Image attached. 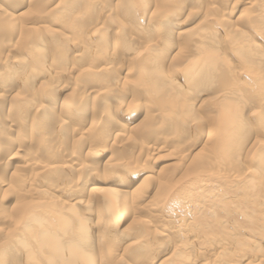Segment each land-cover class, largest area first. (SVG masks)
<instances>
[{
	"label": "bare ground",
	"instance_id": "6f19581e",
	"mask_svg": "<svg viewBox=\"0 0 264 264\" xmlns=\"http://www.w3.org/2000/svg\"><path fill=\"white\" fill-rule=\"evenodd\" d=\"M70 1L71 0H0V32L2 34H4L3 38L1 39L2 45H4V47H3L4 49H2V51L0 50V65L2 67L8 66L9 68L10 67L13 68V71L10 73V76L12 78L18 73L17 70L22 69V72H24L23 74H22V72L20 73V76H19L18 81H17L18 85L21 87L20 89H23V91H25L24 95L23 94L15 95V100L13 101L12 104L11 103L10 104H11V107L13 106L12 108L18 110V112L14 111V112L18 113V115H19V111L20 112L23 110H25L23 112L33 111L35 115L37 114L38 118L42 117L43 118L42 120L46 119V121H48V125L44 124L46 127L45 130L48 131L47 134L51 133L50 134L51 136L50 135H49L50 137L46 136L48 138V139H46L45 135H47V134L44 133L45 135L43 138H45V140H42V142L39 141L41 144L39 142L37 143V146L41 151H42V149L52 151L51 149H54V148L53 147L50 148L49 145H47V144H48V141L50 143L51 141H54V140H50L49 138H52V134H53V136L54 135L58 136L59 134L63 133V130L65 129L63 122H62L63 124H61L59 127L55 126L58 121L56 119H54V116L57 115L58 113L56 114L55 113L56 111L54 112V110H55L54 107H56V104L59 102V100L56 98L53 99L54 96H58L61 94L60 92L65 88V85L74 84L76 87H79L77 85V81H78V78H80L82 76L91 77V79L94 81V83L95 82L105 83V80L108 81V82L106 81L107 83H111V82L116 80L115 74L114 75L111 74L112 68L108 66L109 64H111L108 62H111L113 59L110 57L112 60H110V59L109 60H103V59L97 58L94 51H93V53H91V49L93 48V46L96 44H99L100 45V48H99L100 50L98 51L99 55H103V54L106 55V53L108 54L109 47H111V48L115 47V48H113L114 52L118 51L122 55L125 54L126 57H128V59L131 58V60H133V61L139 60V58L137 59L138 56L143 57V61L144 60L145 61L142 64H144V65H142V66H140V68H138L139 69L138 71H139L140 77H141L140 79L142 80L141 84H143V81H144L145 84L142 86L146 85L149 93H151L154 98H157V99L160 98L159 106H161L162 104H165V101H168L169 103H167V104L168 105L171 104L173 106L172 108L178 107V104H177L178 102L176 101L177 103L176 102L174 103V101L172 100L173 99L172 95L174 92L179 93L181 90H183L184 87H183L182 83L186 84L189 89L194 90L196 95L193 97L190 95H186V98L188 100L187 103L186 104L183 103L184 104L183 108H182V105L178 108V110H181V111L183 110V112H181V114H179L181 119H180V121H178L176 126L173 127V130L182 131V133L180 132L181 133L180 138L182 136H186L188 134L187 131L194 130V129H192V127L194 125L192 126L191 124H193L195 122L198 125V123H199V121H197L198 118L196 117V112L194 110V107H199V109L201 108V110L203 111L204 107H206L207 105H209V107H210V105H211V103H209L211 100H208L206 102L201 103L199 106H196V101L191 100V99L192 98L195 99L196 96L199 97V95L201 93L203 95V92L208 93L209 95L212 96V94H214V92H217V90L222 91V94L220 95L221 98H219L221 100L220 105H218L217 108L213 107L215 112L212 113L211 116H207L208 117L207 119H211V121L209 120L210 123L208 125H210V126H209V130L205 136V138H206L205 143L212 144L211 148H212V151L215 152L214 155L207 158V159L206 158L201 159V162H199L198 159L196 158L197 156H192V158H190L188 153L182 154L180 157V160L182 161V163L184 161L188 160L189 158L191 160H189L190 161L189 163L187 162L188 165L186 164L187 167H186L185 173H184V169H183V173L180 174L182 178L177 180L176 182H174V185L172 184L173 183L172 179H174V178H170V177L163 178L162 174L160 173V176L162 178L158 177L159 175L157 176V178L160 180L159 181L160 184L158 187L162 188V190H160L161 191L160 193H162V194L161 195L159 194V195L163 198V201L168 197V194L170 193L169 188L174 186L173 187V189H174L175 184H179V185L183 184L184 181L186 180V177H187V179H191V180H189V181H191L190 183H195V182H198L201 180L203 181L202 178L205 177L206 175H208L209 170L214 166L215 167L213 168V171L211 173L216 172L218 175H221V174H219V172H221L222 170H225V169H223V167H225V166H226V170H228V171L233 169V167H237V169H238V167L241 163V161H240L241 151L244 149V147L246 149V146H248L249 149L247 148L248 152L246 151L247 154L246 155L244 154V155L246 157H248V159L250 156L252 157V159L254 158L253 160L257 159L255 161H257L258 168H257V170H254V169L253 170L256 171V173L260 170V172H262L264 174V160H262V158L264 157V142L258 141V140H260L258 138H253V136L255 137L254 134L252 137H251V135L248 137V134L250 131H248V132L245 131L246 127H248V125L246 124V120L244 118H242L240 115V111H242L241 110L242 108L250 106L249 108H253V109H256V111H259L257 113L254 112L255 114H258V116H255V117H258L255 119L256 123H259L260 118H261V120L264 119L263 118L264 117V6H260L259 8H257V6H256L257 3H260L262 5H264V3H261V1H259V0H255L256 4L251 5V8L256 9L255 11H253V12H255V14L251 11L254 15L251 18L248 15V18H246L245 15H247V14L245 12H247V10L245 7L247 4H245V2L251 4L253 0H241L244 3L243 5H239L236 2H235L236 4H233V3L229 4L227 2V0H217V1L214 0L216 3L221 5V10L218 8L215 9L212 7L213 9H211L210 11L213 10L214 12H210L209 14H212L215 16L219 15L220 18L215 19V21L217 20L219 22L213 23V27L209 26L210 25V24H208L209 22L204 24V21H203L201 26L200 25H199V27L196 26L199 28L196 31L197 37L193 36L194 39H193V37L186 38L183 42L184 43L183 47H185L183 50V48H181V47L179 48L176 45H173V43H170V40H167L171 34H167V33L165 34L164 38L167 40V43L163 42L164 39H163V41L161 39H159L164 44L162 42H158V44L152 43L153 40H156V39H148V37H146L145 35L150 33V32H148V30H151V29H154V28H157L160 26H163V28L167 29L168 26H170L169 24L173 22V20H172L173 18H176V17L178 19L182 18L183 17V15H182L183 11L181 8L182 6L181 5L179 6V4H177V3H182L184 0H155V1L153 0L154 4L156 5V6H154V8L158 7V9L155 8L156 10L154 11L155 13H157L159 15L157 18L158 21L151 20L152 17L149 16L150 19L147 20L146 22H144V20H143L146 17L143 18V16L139 17V15H137V14H139V12L137 13V11H138L137 8H138L139 4L142 7H146V4L148 3L149 0H73V2L75 3V6H73V7L70 5V3L72 2V1L71 2ZM191 1L194 2V3L191 2L192 7H193V4H194V7L197 6L196 1H198V0H194V1L191 0ZM20 2H21V4H19ZM188 2H190V1H188ZM23 4H26L28 7L26 12H23L22 15L13 14V12H14L12 10L13 7L17 6L15 8V9H17V8H19V6H21ZM199 4H200V2L198 3V7H199ZM80 6H81V8H80ZM44 7H45L46 11L43 10ZM244 8H245V10H244ZM163 9H164V11L162 12ZM197 9H199V8H197ZM191 10L193 11V9H191ZM191 10H189V11H191ZM112 11H114V12L112 13ZM207 11H209V10L207 9ZM248 11H250V10H248ZM154 12L152 11V15H154L153 14ZM197 13H198V11H197ZM203 13H206V12H203ZM252 13H250V14H252ZM191 14H192V12H191ZM207 14H208V12L206 13V15ZM225 14H227V16L224 19V17L222 18V16H224ZM236 14H238L239 16L237 18L235 17V19H233V17L236 16ZM204 16L205 15H203V17ZM208 17H210V16H208ZM122 18L124 20H122ZM205 18H207V17H205ZM193 19H194V17L192 18V20ZM241 19L244 21V23L247 22L246 25H244V23L242 22L244 25L243 27L244 28L246 27V30H242L243 27H239V25H238V22L241 21ZM45 20L47 21L48 24H51V25H47ZM186 20H187V18H186ZM193 21H191V22H193ZM143 22L145 23L144 25H143ZM181 23H182V21H181ZM130 25L132 28H134L135 26L136 27L138 26L139 29H136V27H135V29H134L135 33H134V32H132V29H129L127 27ZM145 25H146V27H145ZM192 25H194V24H192ZM214 25H216V26H214ZM52 26H56L59 29L61 28V31L56 30V29H52L53 28ZM172 28H174V26ZM68 32H70L72 35H74L75 39L73 42L72 41L68 42V43H70V44H68V47L63 48L62 52H65V55H66V58H63L64 59L63 61H65V63L68 62L67 61V57H68L67 54L70 53L72 58L77 61L76 62V63H78L77 65H80V64L81 65H85V64L87 65L86 69H84L85 71L84 70L80 71V69H81L80 68L79 69V75H77V76L75 75V77L73 78L72 76H70L71 73H69V75H64V80H61V81H60V76H58L59 71L58 72L55 71V73H54L55 75H54V77H52V80H51L53 82L49 81L50 82V83L48 82L49 84H46L45 86L43 85L44 88L42 89V91L39 90L40 87H39V89H37V88L34 89L35 80L38 78L39 75H41L40 73H42V71L46 67L49 68V66H47V58H48L47 52H46V49H44L42 47V44H43L42 36L44 34H47V37H51L53 39V41H54L53 43H54L55 48L56 47L59 48L63 42H66V40H68V38H70L69 36L66 35V33H68ZM186 32H176L173 34H174L175 38H178V36H180V38H181V36H184L186 34ZM218 33H221L224 35L222 41H220L218 39ZM193 34H195V33H193ZM58 35L59 36L61 35L63 39L60 38L61 40H59ZM134 36H138V37L139 36L140 37L145 36L144 38H147V39H145V42H143L146 44L144 47L145 51L143 52V55L141 52H139L138 49H137L138 51H136V49H133V47H131L132 44H134V43L136 45H139L140 44L139 42H142V41H140L141 38L137 37L138 39H136V37L134 38ZM157 41H158V39H157ZM137 43H139V44H137ZM50 46H53V44L51 45V43H50ZM56 50H57V48H56ZM227 51L229 53H232L231 56L234 55L238 58L237 61H239L240 65L242 67V68H239L240 70H242V69L245 70V66L251 65V71H249L250 72L249 75L247 74V76L250 78L248 86L247 85L243 86L239 82L240 79L237 82L231 76V72H234L236 70V66L234 67L229 62H227V60H225L226 57H221V55H223V54L227 55ZM13 52L15 54L17 52H21L22 55L19 56V58L17 59L16 56L11 55V53H13ZM221 52H222V54H221ZM54 54L57 55L58 51L54 52ZM112 55H114V54H112ZM226 55H224V56H226ZM104 58H106V57H104ZM229 60H230V58H229ZM54 62H53V64H54ZM131 64H132V62H131ZM81 65H80V67H81ZM112 65H113V63H112ZM56 67H57V65H56ZM56 67L49 68L48 73L51 74L53 69H55V70L57 69ZM238 67H237V69H238ZM24 68H26L27 70H25ZM127 69L129 70L130 68H127ZM120 70L123 71L122 69H120ZM133 70H136V69H133ZM138 71H136V72H138ZM174 72H176V73L178 72L180 74V77H182L186 73H188V74L190 73V74L187 76V78H186L187 80L185 79L181 84L179 83L177 86H175V88H172V86H173L172 81L174 79L171 81V80H169V78L171 77L172 73H174ZM129 73H126V76ZM242 73L244 74V72H242ZM49 74H48V77H49ZM131 74H132V72H131ZM243 74H240V75H243ZM72 75H73V73H72ZM236 75H237V72H236ZM104 76H106V77H104ZM238 76H239V74H238ZM69 77H71V79L65 80ZM133 77H135V76H133ZM44 78H47V75H45ZM106 78H108V79H106ZM183 78H184V76H183ZM235 78H236V76H235ZM127 80H129V79H127ZM166 80H167V82H166ZM47 81H48V79H47ZM89 81H90V79H89ZM178 81L180 82V80H178ZM1 82L4 83L5 81L1 78L0 83ZM44 82H43V84H44ZM122 82H125L124 78H123ZM128 82H130L132 84L131 81H128ZM40 83H42V81ZM137 83H139L138 80H137ZM133 84L136 85V83H133ZM101 85L102 84H100L99 86H101ZM109 85L111 86V84H108V87H109ZM112 85H113V83H112ZM123 87H125V85ZM126 88H127V86L125 87V89ZM37 90H39V93L37 92ZM101 90H103V88ZM92 91H95V90H92ZM248 91H251L252 93L248 94ZM15 92H17V91H15ZM136 92H137V89H136ZM114 93H111V91H110V92H108L107 95L105 94V96L107 98H109L110 101H117ZM117 93H118V91H117ZM10 96H11V98L14 99V97H12V95H10ZM13 96H14V94H13ZM1 97H3V96H1ZM170 97L172 98L171 100L168 99ZM207 97L208 96H206V98ZM117 98H118V96H117ZM132 103H130V105ZM204 103L207 105L205 106ZM5 105H7V104H5L4 97L0 98V113H3L5 111V109H6V111L8 110V107L6 106L7 107L6 108ZM133 105L134 104H132V107H134ZM102 107H104V106H102ZM60 108H62V107H60ZM127 108L130 111L129 106ZM127 108L125 107V109H127ZM196 109H198V108H196ZM136 110H137V108H136ZM244 110H246V109H244ZM60 111H62V110L60 109ZM103 111L106 114L104 116V117H106L105 118L106 121L113 123L112 120H114L115 115L118 113V111H117V113H115V112L111 113L110 111H112V110H110V108H107ZM129 111L126 110L127 113ZM126 112H124V113H126ZM16 113H13V114H16ZM191 113H195V115L191 116ZM203 114H204V112H203ZM27 117L28 116H26L24 120H26ZM19 118H20V116H19ZM21 118H22V116H21ZM99 118H101V119H99ZM99 118H98V120H100V121L104 120V118L102 119V115H100ZM148 119H149V115H148ZM164 119L165 120L168 119V116H164ZM55 120L57 121L56 124L54 123ZM198 120H200V119H198ZM30 121H33V120H30ZM148 121L146 122V124L150 123ZM27 122H28V120H27ZM34 122H35L34 123V126H35L37 123L35 120H34ZM99 122H97V125H100V123H102L104 121H101L100 123ZM105 122H104V124H106ZM30 123H32V122H30ZM254 126H252V128ZM262 126H264V125H262ZM54 127H56L57 129H55ZM99 127H102V125H100ZM99 127H97L96 129H98ZM118 127L119 128L121 127V128H123V130H125L124 127H122L120 125ZM130 127H132V126H130ZM164 127H165V125H164ZM255 127H257V126H255ZM33 128L35 129L36 126ZM41 128H43V127H41ZM132 128H133V131L137 134L138 131L136 130V128L135 129H134V127H132ZM147 128H149L148 125H147V127L145 126V129H147ZM200 128L201 127H197V126L195 127V129H197V131L199 133H202L203 130ZM155 129H156V127H155ZM160 129H163V128H160ZM123 130H120V132H122ZM126 130H127V128H126ZM129 130H132V129L129 128ZM7 131H8V133L11 131L10 127L8 128ZM96 131L98 132V130H95V133H96ZM140 131H141V129H140ZM147 131L149 132L150 130L147 129ZM15 132H17V130ZM66 132L70 133V134H72L74 132L75 134L74 135L72 134V135L74 137H77V140H79V141H80V139L82 140L86 135H88L81 128H79V129L72 128L71 129L69 127L68 128L66 127ZM143 132H144V128H143ZM145 132H146V130H145ZM148 132H146V133L148 134ZM146 133H145V135L147 136ZM12 134L13 133H11V135ZM89 134H90V132H89ZM155 134H157V133L155 132ZM98 135L101 136L100 133L97 134V136ZM145 135H143V136L146 137ZM152 135H154V134H152ZM121 136H123V134ZM128 136H130V135L128 134L127 137ZM148 136H147V138H148ZM200 136H202V135H200ZM16 137L18 138V140H21V141L24 140L22 138V135H20V133H17ZM59 137H60V135H59ZM123 137H125V135ZM156 137H159V136H156ZM98 138H99V136H98ZM244 138H246V139H244ZM252 138H253V140H252ZM86 139H88V138H86ZM140 139L141 138L138 137V139H137L138 142L143 143ZM93 140H95V138ZM171 140L173 141V139H171ZM251 140H252V142H250ZM132 141L133 140H131V142ZM161 141H163V140H161ZM7 142H8V140L5 141L4 145H6ZM126 142H128V141L125 140V143ZM163 142H166V141H163ZM248 142H250V144H247ZM174 143H175V141H174ZM38 144H40V147ZM58 144H60V143H58ZM90 144H92V142H90ZM151 144H153V142ZM156 144H158V143H155V145H150V144L142 145L140 152H143V154H152V153L154 154L155 152H157L159 150L158 148L162 146V145L161 146L158 145L159 146L158 147ZM170 144L171 143H168L169 146H171ZM172 144H173V142H172ZM242 144L243 145L246 144V145L243 146ZM134 145L135 144L132 143V147H133L132 149H134V148L137 149L136 146H134ZM184 145H185V143H184ZM121 146H124L123 143H119L118 145L117 144L115 145V143H114V144L110 145L112 151L113 150L118 151ZM103 147H105V146H103ZM124 147L125 148H122V149L126 150L127 146L125 145ZM166 147H167V144L165 145V148ZM175 147H174V149H175ZM164 149L162 148V150H164ZM55 150L58 152L59 149L55 148ZM55 150H53V151H55ZM108 150H109V148H108ZM176 150H178L177 147H176ZM207 150L209 151V149H207ZM101 151H102V149H101ZM166 151L170 152L169 149ZM172 151H173V153L175 152L174 150L171 149L170 153H172ZM12 152H14V153H12ZM92 152L91 153L89 152L86 155V158L87 157L89 158L90 156L95 158L98 156V153H100V152H95V151H92ZM169 152H168V154H169ZM199 152H201V151H199ZM199 152L197 151V153H199ZM60 153H58V155ZM104 153H102V154H104ZM11 154L16 155V149H15V151H11L9 153L10 156H11ZM46 154H48V152ZM177 154H179V153H177ZM193 155H195V154H193ZM42 156H44V155H42ZM204 156L206 157L207 155L205 154ZM49 157L51 158V156H48L47 159H50ZM169 157H171V156H169ZM173 157L175 158V156H173ZM64 159H66V158L64 157ZM70 159H72L71 156H70ZM70 159H69V161L68 160L62 161L60 163V165L59 164L55 165L56 163L55 164L51 163V164H47V165H41L43 163H40V162L34 163V162H30V161H29L30 163L29 162L24 163L23 166H26L27 170H29L30 172L33 171L32 172L33 174L31 175V177H28L27 179L25 178L26 180H23V186L26 188V190L29 189V191H31V194L40 195L41 198L42 197L48 198V200H50L49 198H51V197L57 196V199L60 202V205H59L60 207L59 206L58 207H59V209H62V210H60L57 213H54V212H56L54 209H52L54 204H46L45 203L46 205L43 206V204H44V202H43L42 205L40 204L42 206V209H40L41 210L40 213L37 214L33 210L34 208H36V206L33 205V203L31 204L32 206L27 204V203L26 204H19V209H18L19 213L16 212V214L18 213V215L15 216L17 218L16 219L17 221H14L15 222L14 224H15V226H18L17 227L18 229L16 228L17 229L16 232L18 233L17 235H19V236L21 235V236H20V238H19V236L16 237L15 240L10 239L11 242H9V239H8L9 243L7 244L5 241V243L7 245H4V246H2L3 242L1 241L2 243L0 245L2 247H0V264H15V263L16 264L17 263H20V264H92V258L91 257H93V256L90 255L89 250L91 249V247L93 245V240L95 241V239H93V236H92L93 230H95L97 233H102V231H104L102 229V227H104V224L107 223V222L106 223H104V222L105 221L112 222L111 224L114 227V229H116V232L118 235L116 240L120 241V239L123 238L124 236H125V238L127 237V235H125V233L128 234L129 231L131 232L133 229L136 230L135 227L138 224L143 223V222H141V223L137 224L138 220H136L134 218V214L141 213V211H145L146 213H148V211H149V213H150L152 211V209L154 210L156 207L159 206V203L158 202L156 203L155 200L151 204H149L150 202H147L146 205H143L142 201H144V200L141 199L142 196L140 197V195H142V190L139 188L140 186L139 187L133 186V188L128 192H127V190L121 192V190L117 191L116 189H114L117 191V192H115V191L111 190V188H110V190H109V188L108 189H104V188L100 189L99 188L97 190L102 192V193L98 194L97 193L98 191L96 192L99 195L97 203L100 204L102 207V210H100V211L104 212L103 213L104 215L102 216L99 214H94L91 211L90 212L86 211L88 209V207L91 205V198L94 195V192L96 191L95 189L92 188L93 186L91 187L89 185L90 188H88L86 190L85 189L81 190L78 188L80 183L75 180L76 182H74L72 184L65 183V182L61 183V181H60V182H57L55 186L50 187L49 189H45V190H39L38 188H36V185H35V179L36 178H39V179L42 178L43 179L47 174H58V173L63 174L64 171H66V170L70 171L71 169H73V171H75L77 173H80L81 176L83 175V173H85L83 176V182H87L86 180L96 181L98 179V176H99L98 171L87 172V170H82V167L79 164L74 165V163H75V162H73L74 160L70 161ZM80 159H81V156H80ZM85 160H87V159H85ZM143 160H145V159H143ZM112 163H111V166H112ZM210 163H213L214 166L211 165ZM181 164L179 163V165H181ZM125 165H122V163L121 164L117 163V165H116L117 167H114V166L113 167L114 168H118V167L119 168H124V167L126 168ZM136 168H138V167H136ZM37 169H41L40 172L38 171V173H37L36 171H34ZM243 169H241L240 172L243 171ZM151 171H150V173H151ZM235 171L236 172H234V174H232L231 171L228 172L229 174H225L222 171V174H224V175H222L221 177L225 178V179H223V181L225 180V183H226L227 182L226 179H227V180H231L232 183H236V184L241 183V185L242 184L245 186L247 185V187H246L247 189L248 188L250 189V187L251 188L256 187V183H255L256 180L254 178L255 174L253 171H252L253 175L251 172H249L248 173L249 175H248L247 173L241 174L240 172H237V170H235ZM34 172H36V173H34ZM127 172L129 174V176H131V175L134 176L135 177L134 180H137L138 183H145V182L147 183L148 180L154 178V176H152L154 174V172H152L153 174L151 175L149 172H147L146 170H143V169L141 170V172L137 171L138 172L137 174H135L136 173L135 170H129L128 171V169H127ZM45 173H47V174H45ZM230 173H231V175H230ZM157 174H159V173H157ZM244 174H247V175H244ZM164 175L165 174L163 173V176ZM48 176H50V175H48ZM16 177H15V181H18V178L16 179ZM64 177H65V175H64ZM103 177H105V176L103 175ZM216 177L217 176H215V178H213V179H216ZM130 178H132V177H130ZM217 178H219V176ZM115 180H113V181H115ZM221 180H222V178H221ZM150 181H152V180H150ZM153 183H155V181ZM153 183H152V185H153ZM229 183H227V184H229ZM87 184H89V183H87ZM116 184L120 185L121 182L119 180H116ZM147 185H149V184H147ZM186 185H182V187L185 188ZM9 186L10 185L7 181L0 182V189L1 188H4V189L8 188L9 189ZM94 186H96V185H94ZM245 186H243V188H245ZM262 188L263 187H261L260 190ZM22 189H23V187L21 188V190ZM170 189H172V188H170ZM193 189H195V188H193ZM146 190H147V188H146ZM257 190H258V194H259V189H255L254 191H257ZM250 191H253V189H250ZM19 192H21V191H19ZM263 192H262V195L261 194L260 195L255 194L256 195L255 197L257 198V200H258V198H259V200H260V198H264ZM121 193H123L127 197L132 198V205L131 206L129 205V207H128L126 204H124L125 202L123 201L122 204L124 206H122L121 210L119 211L120 201L118 200L119 197H117V195L121 194ZM184 193H185V191H184ZM247 194L248 193L244 194L245 196H243V198L249 197L251 195L250 194L248 196ZM25 196H26V194H25ZM241 197H242V195H241ZM29 198H31V197H29ZM94 198H96V197H94ZM256 198H254L253 201ZM178 199H180L181 201H184L185 198L182 196ZM45 201H47V200H45ZM92 202H95V200ZM128 203H129V201H128ZM160 203L163 204V202H160ZM195 203H196V201H195ZM204 203H205L204 201H201L197 205H195L194 207L198 208L201 205L203 206ZM253 203L255 204V202H253ZM253 203H251V204H253ZM255 206H257V205H255ZM194 207H192V208L194 209ZM150 208H152V209L150 210ZM261 208L263 209V207H261ZM185 209H186V207H185ZM79 210H84V211H86V213L83 214ZM222 210H223V208H222ZM234 210H235V208H234ZM153 212H151L152 215H153ZM224 212H225V210L223 211V213ZM45 213H48L49 216H50V214L52 215L51 218L53 221H52V223L50 221L51 227H48V226L45 227V224H44L45 220L41 219V216L43 218L42 214H45ZM228 213L229 212H227V214ZM258 213H260V212H258ZM180 214L181 213H178V211L176 209H172L164 216V218L161 216V214H160V216H152V217L156 219L155 220L156 223H158L161 226L162 225L165 226L166 223L168 224L170 222V220L177 218ZM11 216H14V215H11ZM263 216H262V218H264ZM130 217H131V219H130ZM125 218H128L127 221H129V222L127 223L126 226L121 228L122 221ZM2 219H4V217ZM8 219L10 221V218H8ZM252 220L254 221L255 219H252ZM2 221L3 220H1V222ZM11 221H12V219H11ZM109 222H108V224H109ZM146 222H148V221H146ZM235 222L233 224H235ZM259 222L261 223L262 221H259ZM249 223H250V221H249ZM254 223H256V222L254 221ZM7 224L10 226L12 225V224H10V222ZM134 224H135V226H132ZM263 224H264V222H263ZM5 225H6V223H5ZM148 225H150V224H148ZM155 225H157V224H155ZM169 226H171V225H169ZM250 226H251V228H253L252 225H250ZM108 228H110V230H111V227H108ZM263 228H264V226H263ZM140 230L141 229L137 230V232ZM151 230H152V228H151ZM142 231H140V232H142ZM0 233H1V231H0ZM9 234H11V231ZM173 234H175V233H173ZM173 234H172V236H173ZM160 235H161L160 233L155 231L152 235V239L157 241L162 237ZM191 235L193 236L192 233H191ZM5 236H7V235H5ZM131 236H133V235H131ZM167 236H168V234H167ZM9 238H11V237H9ZM115 238H116V235H115ZM137 238L138 237H136V239ZM196 238H197V236H196ZM108 239H109V236H108ZM4 240H6V238ZM102 240H103V238H102ZM30 241H33V244L30 243ZM168 241H169V239H168ZM104 242L108 243V241H106V239ZM134 243L132 245H134ZM211 245L212 244L210 243V246ZM144 247H142V248H144ZM217 249L219 250L220 248H217ZM117 250H118V248H117ZM158 250H160V249L158 248ZM155 252H154V254H155ZM117 253L119 254V252H117ZM121 254H122V252H121ZM95 255H96V253H95ZM159 255L160 254H158V256ZM239 255H242V254H239ZM8 256H12L11 259L8 260V258H10ZM99 256H98V258H99ZM125 256H124V258H126ZM95 259H96V257H95ZM101 259H103V258H101ZM112 259L114 260V258H112ZM225 260H223V262H225ZM9 261H11V262L8 263ZM195 261H194V263L196 264ZM233 261H234L233 264H254L256 260H254V263H252V259H251V262L247 261L246 257L242 255V257L234 259ZM262 261L261 262L258 261V262L262 263ZM98 262H100V264L102 263L101 261H98ZM117 262H118L117 264L123 263L121 256L118 257ZM229 263H232V261Z\"/></svg>",
	"mask_w": 264,
	"mask_h": 264
},
{
	"label": "rangeland",
	"instance_id": "374dc122",
	"mask_svg": "<svg viewBox=\"0 0 264 264\" xmlns=\"http://www.w3.org/2000/svg\"><path fill=\"white\" fill-rule=\"evenodd\" d=\"M71 1H70L71 2L70 5L72 7L75 6V3L73 2V0H71ZM154 1L153 0H149L148 3L146 4L147 8L146 7H142L140 4H139V6L137 8V10H138L137 13L139 12V14H137V15H139V17L143 16V18L146 17V18L143 19L144 22H146L147 20L150 19L149 16L152 17L151 20L158 21L157 18H158L159 15L154 12L156 9H158V7H155L156 9L154 8V6H156L154 4ZM186 1L187 2L190 1V2L187 3ZM198 1L200 2L199 7H198V3H199ZM198 1H196V5L197 6L194 7V4H193L194 8L191 5L194 2H192L191 0H184L182 3H177V4H179V6L180 5L182 6L181 8H182V11H183V13H182L183 17L180 18V19H178L177 17L173 18L172 19L173 22L169 24L170 26H168L167 29L163 28V26H160V27L148 30V32H150V33H148L145 36L148 37V39H156V40H153L152 43H157V44H158V42H162L163 39H164V41H163L164 43H167V40H170V43H173V45H176L179 48L181 47L184 50V48H185V47H183L184 40L186 38L193 37V36L197 37L196 36L197 35L196 31H197V29H199L198 28L199 25L200 26L202 25L203 21H204V24L209 22L208 24H210L209 25L210 27H213V23L219 22L217 20L215 21L216 18H220L219 15H217L218 16L217 17L215 15L209 14L210 12H214L213 10L210 11L213 8H215V9L218 8V9L221 10V5H219L218 3L215 2L217 0H215V1L214 0H198ZM253 1H252L251 4L245 2V4H247L245 8H246L247 12L249 13L248 14L247 12H245L247 14V15H245L246 18H248V15L251 18L255 14V12H253V11H255L256 9L251 8V5L256 4L255 0H253ZM259 1H261V3H264V0H259ZM227 2L229 4H232V3L233 4L237 3L239 5H243L244 4L241 0H227ZM19 4H21V2ZM23 5L19 6V8H17V9H15L17 6L13 7V9H12L14 11L13 14L22 15L23 12H26L28 7H27L26 4H23ZM81 6H80V8H81ZM256 6H257V8H259L260 6H264V5H262L260 3H257ZM197 8H199V9H197ZM245 8H244V10H245ZM191 9H193V11ZM207 9L209 11H207ZM43 10L46 11L45 7H44ZM189 10H191V11H189ZM248 10H250V11H248ZM152 11L154 12L153 13L154 15H152ZM163 11H164V9L162 10V12ZM197 11H198V13H197ZM113 12L114 11H112V13ZM191 12H192L193 15L191 14ZM203 12H206V13L208 12L209 15L208 14L206 15V13H203ZM250 13H252V14H250ZM203 15H205V16L203 17ZM192 16L195 19V20L193 19L194 21L192 20V18H193ZM208 16H210L212 19L210 17H208ZM226 16H227V14L222 16V18L224 17V19H225ZM238 16L239 15L236 14V16L233 17V19H235V17L237 18ZM205 17H207V18H205ZM186 18H187V20H186ZM122 20H124V19L122 18ZM181 21H182L183 24L181 23ZM191 21H193V22H191ZM45 22H46L47 25H51V24H48L46 20H45ZM144 22H143V25L145 24ZM242 22L244 23V21L242 19H241V21L238 22L239 27H243L244 25L247 24V22H245L244 25H243ZM192 24H194V25H192ZM172 25L174 26V28H172L173 27ZM216 25H214V26H216ZM196 26H198V27H196ZM52 27H53L52 29H56V30H60L61 31V28L59 29L56 26H52ZM127 27L129 29H132V32L135 33L134 29H135L136 26L134 28H132L131 25L127 26ZM145 27H146V25H145ZM136 29H139L138 26L136 27ZM242 30H246V27L245 28L243 27ZM176 32H186V34L184 36H181V38H180V36H178V38H175L173 33H176ZM166 33L167 34H171L168 37L167 40L164 38ZM193 33H195V34H193ZM3 35L4 34H2L0 32V46H1L0 50L1 51H2V49H4L3 48L4 45H2V42H1L2 41L1 39L3 38ZM66 35L69 36L70 38H68V40H66V42H63L62 45L59 48L56 47L57 50H56V48L54 46V43H53L54 41H53V39L51 37H47V34H44L42 36V39H43L42 47L44 49H46L47 57H48L47 58V66H49V68H51V67H56V65H57V67H56L57 69L56 70L53 69L54 71L52 70L51 74H49L48 73L49 68L46 67L42 71V73H40L41 75H39L38 78L35 80L34 89H36V88L39 89V87H40L39 90L42 91L44 86L46 84H49L50 83L49 81H51L52 77H54L55 71L56 72L59 71L58 72V76H60V81H61V80H64V75H69V73H71L70 76H72L74 78L75 75L76 76L79 75V69L80 68H81L80 71L86 69L87 65L86 64L85 65H81L80 64L81 67H80V65H77L78 64V63H76L77 61L72 58L70 53L67 54L68 55V57H67V61L68 62L66 61L67 63H65V61H63L64 60L63 58H66L65 52H62L63 48L68 47V44H70L68 42H71V41L73 42L74 39H75L74 35H72L70 32L66 33ZM145 36H141V37L140 36L139 37L138 36H134V38L136 37V39L141 38L140 41H142V42H139L140 44L137 43L139 45H136L134 43L135 45L132 44V46H131V47H133V49H136V51L139 50V52H141L142 55H143V52L145 51L144 47L146 45L143 42H145V39H147V38H144ZM194 37H193V39H194ZM223 37H224L223 34L218 33V39L220 41L223 40ZM58 38H59V40L63 39L61 35ZM157 39H158V41H157ZM159 39H161L162 41H160ZM50 43H51V45L53 44V46H50ZM99 48H100L99 44L94 45L93 48L91 49V53H93V51H94L96 57L100 58V59H103V60H109V59L112 60L113 59L111 62H108V61L107 62L111 63L108 66L112 68V71H111L112 73L111 74L112 75L115 74L116 80L111 82V83H107L108 81L105 80V83L95 82L96 83L95 84L94 81L91 79V77L82 76V77L78 78V81H77V85L79 87H76L74 84L65 85V88L60 92L61 94L58 95V96H54L53 97V99L56 98V99L59 100V102L56 104V107H54V109H55L54 112L56 111L55 113L56 114L58 113L57 115L54 116V119H56L58 121L57 122L55 120L54 123L56 124V122H57V124L55 126L59 127L61 124L64 123L65 129L63 130V133L59 134L60 137H59V135L58 136L57 135L53 136V134H52V138H49L50 140H54V141H51L50 143L48 141V144H47V145H49L50 148H52V147L54 148V149H51L52 151L45 150V149H42V151H41L38 148V146H37V143L39 141L42 142V140H45V138L48 139L47 137L51 134V133L47 134L48 131L45 130L46 129L45 125H48V121H46V119L42 120L43 119L42 117L41 118L39 117L41 119L40 120L37 117V114L35 115L33 111H31V112H28V111L23 112L25 110H23L21 112L19 111V115H18V113L14 112V111L18 112V110L12 108L13 106L11 107V104L15 100V95H20V94L24 95V92H25V91H23V89H20L21 87L18 85V82H17L18 78L20 76V73L22 72V69L21 70H17L18 73L12 78L10 76V73L13 71V68L12 67L9 68L8 66L7 67L6 66L2 67L0 65V79L2 78L5 81L4 83L1 82L2 84L0 83V86H1L0 87V94H1L0 98L4 97L5 104H7V105H5V107L6 106L8 107V110H7L8 112L5 109V111L3 113H0V182L7 181L9 183V185H10L9 189L8 188L7 189H4V188L0 189V227H1L0 228V231H1V233H0V244L3 242L2 246L7 245L9 242H11L10 239L11 240H13V239L15 240L16 237L19 236V235H17L18 233L16 232L17 229H18L17 228L18 226H15V224H14L15 223L14 221H17L16 220L17 218L15 216H17L18 213H19V211H18L19 204H26L27 203V204L31 205L33 203V205L36 206V208H34L33 210L37 214L40 213V211H41L40 209H42L41 205L43 204V202H44L43 206L46 205V204H54V206L52 208V209H54L56 211L54 213H57L60 210H62V209H59L60 202L58 201L57 196L56 197L55 196L51 197V198H49L50 200H48V198H44V197L41 198L40 195L31 194V191H29L28 188H27L28 190H26V188L23 186V180H26L28 177H31V175L33 174L32 173L33 171L30 172L29 170H27V167L23 166L24 163L25 162L27 163V162L30 161V162H34V163H39V162L43 163L41 165H47V164H51V163H54V164L56 163L55 165H58V164L60 165V163L62 161H65V160L69 161L70 156H71L72 159H70V161L74 160L73 161V162H75L74 165H78L79 164L82 167V170H87V172H96V171H98L99 172L98 179L96 181L86 180L87 182H83V176H84L85 173H83V175L81 176L80 173H77V172L73 171V169H71L70 171L69 170L64 171L63 174L62 173H58V174H47V173H45L47 175L46 176L44 175L45 177L43 179L42 178L41 179H39V178L35 179L36 188H38L39 190L49 189L50 187L55 186L56 183L60 182V181H61V183L65 182V183H70V184H72V183L77 181V182L80 183L78 188L81 189V190H83V189L86 190V189L90 188V186L91 187L93 186L92 188L95 189L96 191L94 192V195L91 198V205L89 204L90 206L88 207V209L86 211L87 212L91 211L94 214H99V215H102V216L104 215L103 214L104 212L100 211V210H102V207H101L100 204L97 203L98 196H99L98 194L102 193V192L97 190L99 188L100 189L101 188L102 189L103 188L104 189H108L109 188V190L111 188V190H113L115 192L120 191V190H121V192L127 190V192H128V191H130L133 188V186L134 187H139L140 186L139 188L142 190V195H140V197L142 196L141 199L144 200V201L141 200L143 202V205H146L147 202H150L149 204H151L152 202H154V200L156 201V203L157 202L159 203V206L156 207L154 210L152 208H150V210L152 209L151 212L154 211L153 215L151 214V212L149 213V211H148V213H146L145 211H141V213L134 214V218L136 220H138L137 224L141 223V222H143V223L142 224H138L135 227L136 230L133 229L131 232L129 231L128 234L125 233V235H127V237L125 238V236L123 235L124 237L121 238L120 241L116 240L118 235H117L116 229H114V227L111 224L112 222H109V221H105L104 222V223L107 222L106 223L107 225L104 224V227H102V229L104 230V231H102V233H97L95 230H93V235L92 236H93V239H95V241L93 240V245H92L91 249L89 250L90 255L93 256V257H91L92 258V264H100V262H98V261H101L102 262L101 264H117L118 263L117 259H118L119 256H121V259L123 260L122 264H128V263L129 264H132V263L133 264H195L194 263L195 260H196L195 261L196 264H212V263L213 264H233V262H234L233 260L237 259L239 257H242V255L246 257L247 261L251 262V259H252V263H254V260H256L254 264H262V263L264 264V260H263L264 259V228H263V226H264V224H263L264 220L263 219L264 218H262V216L264 215V211H263L264 210V198H260V200L258 198V200H257V198L255 197L256 196L255 194H257V195L261 194L262 195V192L264 191V183H263L264 182V176H263L264 174L262 172H260V170L257 173H256V171H254V170H257V168H258L257 161H255L257 159L253 160L254 158L252 159L251 156L248 159V157L245 156L247 154V152H248L247 150L249 149L248 146H246V149L244 147V149L241 151V155H240L241 163H240L238 169H237V167H233V169H231L230 171H231L232 174H234V172H236L235 170H237V172H240V170L243 169V168H244L243 171L240 172L241 174L242 173H247L248 174L249 172L252 173V171H253L254 174H255L254 178L256 180L255 181L256 187H254V188L255 189H259V194H258V190L254 191L255 189L250 187V189H253V191H250L249 188L248 189L246 188L247 185L246 186L243 185V184L241 185V183H237V184L236 183H232L231 180H227V179H226L227 182L225 183V180L223 181V179H225V178L221 177L222 175H224V174H222V171L225 174H229L228 172H230V171L226 170V166H225V167H223V169H225V170H222L221 172H219V174H221V175H218L216 172L211 173L215 166H214L213 163H210L214 167H212L209 170V174L208 175H206L205 177L202 178L203 181L201 180V181H198V182H195V183H190L191 181H189V180H191V179H187V177H186L187 181L185 180L184 183L182 182L183 184H181V185L175 184V188L174 189H173L174 186L170 187L172 189L169 188L170 193L168 194V197L166 198L167 200L165 199L163 201V198L160 196L162 194V193H160L161 192L160 190H162V188L158 187L159 184H160V182H159L160 180L157 178L158 175H159L158 177H161L160 173L162 174L163 178H167V177L174 178V179H172V182H173L172 184L174 185V182H176L177 180L182 178L180 174L183 173V169H184V173H185L186 167L188 165L187 162L188 163L190 162L189 160H191L190 158H192V156H197L196 158L198 159L199 162H201V159H204V158L207 159V158H209V157L214 155L215 152H213L212 148H211L212 144L205 143V140H206L205 136H206V133L208 132L209 126H210L208 124L211 121V119H207L208 118L207 116H211L212 113L215 112L213 107L217 108V106L220 105V101L221 100L219 98H221L220 95L222 94V91L217 90V92H214V94H212V96L209 95L208 93L203 92V95L201 93L199 95V97L196 96L195 99H194V98H192L193 96L196 95L194 90L189 89L186 84L182 83L187 78V76L190 73L189 74L186 73L185 75H183L184 76V78H183V76L180 77V74L178 72L177 73L174 72L171 75L172 78L171 77L169 78V80H171V81L174 79L172 81V84H173L172 88H175V86H177L179 83L180 84L182 83L184 88L182 87L183 90H181L179 93L174 92L173 95H172L173 99L171 97L168 98V99L169 100L172 99L174 101V103L177 101L178 103L177 102L176 103L178 104V107L172 108L173 106L171 104L170 105L167 104V103H169L168 101H165V104H162L161 106H159L160 98L159 99L154 98L153 95L151 93H149V91L147 89V86L146 85L142 86V85L145 84L144 81H143V84H141L142 80L140 79L141 77H140V73L138 71L139 70L138 68H140V66L144 65L142 63H144L145 60L143 61V57L142 56L141 57L140 56L137 57V59L139 58V60H137V61L134 60L133 61V60H131V58L128 59V57H126L125 54L122 55L118 51L114 52L113 48H115V47H113V48L109 47L108 54L106 53V55L105 54L99 55L98 54V51L100 50ZM57 51H58V54L55 55L54 52H57ZM112 54H114L115 56L112 55ZM221 54H222V52H221ZM231 54L232 53H229L227 51V55L228 56L226 54H223V55H221V57H226L225 60H227V62H229L234 67L236 66V70L234 72H231V76L233 77V79L235 81H237V82L240 79L239 82L243 86L244 85L248 86L250 78L247 76V74L249 75V73H250L249 71H251V65H248L249 67L245 66V70L244 69L240 70L239 68H242V67H241L239 61H237L238 58L236 56H234V55L231 56ZM11 55L12 56H16V58L18 59L19 56H21L22 54H21V52H17L16 54L13 52V53H11ZM224 55H226V56H224ZM104 57H106V58H104ZM229 58H230V60H229ZM52 61L53 62L55 61L54 64H53ZM131 62H132V64H131ZM112 63H113V65H112ZM237 67H238V69H237ZM26 68H24V69L27 70ZM127 68H130V69L128 70ZM120 69H122L125 73L123 71H121ZM133 69H136V70H133ZM136 71H138V72H136ZM241 71L244 72V74ZM131 72H132V74H131ZM236 72H237V75H236ZM23 73L24 72H22V74ZM72 73H73V75H72ZM126 73H129V74H127V76H126ZM48 74H49V77H48ZM238 74H239V76H238ZM240 74H243V75H240ZM45 75H47V78H44ZM133 76H135V77H133ZM235 76H236V78H235ZM104 77H106V76H104ZM123 78H124L125 82H122ZM47 79H48V81H47ZM68 79H71V77H69V78H67L65 80H68ZM89 79H90V81H89ZM106 79H108V78H106ZM127 79H129V80H127ZM137 80L139 81V83H137ZM178 80H180V82ZM41 81H42V83H40ZM128 81H131L132 84L130 82H128ZM43 82H44V84H43ZM51 82H53V81H51ZM166 82H167V80H166ZM112 83H113L114 86L112 85ZM133 83H136L137 86L135 84H133ZM100 84H102V85L99 86ZM108 84H111V86L109 85V87H108ZM122 85L123 86L125 85V87L127 86V88L125 89V87H123ZM101 87L103 88V90H101L102 89ZM115 89L118 91V93H117V91ZM136 89H137L138 93L136 92ZM39 90H37L38 93H39ZM92 90H95V91H92ZM15 91H17V92H15ZM110 91H111V93H114L116 91L114 93V95L116 96V100L117 101H110V99L105 96V94L107 95L108 92H110ZM250 93H252V92L248 91V94H250ZM13 94H14V96H13ZM10 95H12V97H14V99L11 98ZM186 95L192 96L191 100H195L196 101V106H199L201 103L206 102L208 100H211L209 102V103H211V105L209 107V105L204 103L205 106L206 105L207 106L204 107L203 111L201 110V108L199 109V107H194V110L196 112V117L198 119H200V120L197 119V121H199V123H198V125L195 122L193 124H191L192 126L194 125L192 127V129H194V130L187 131L188 132V134H187L188 136L187 135L186 136H182L181 137L182 139H181L180 138V134L182 133V131L173 130V127L176 126L178 121H180V119H181L179 114H181V112H183V110L182 111L178 110V108L181 105H182V108H183L184 107L183 105L187 103L188 100L186 98ZM1 96H3V97H1ZM117 96H118V98H117ZM206 96H208L207 97L208 99L206 98ZM130 103L134 104L133 105L134 107H132V104L130 105ZM102 106H104V107H102ZM128 106L130 108V111L127 108ZM60 107H62V108H60ZM125 107L127 109H125ZM249 107H244V108L241 109L242 111H240L241 117L246 120V124L248 125V127H246L245 131H247V132L250 131L249 134H248V137L250 135L252 137L253 134H254L255 137L253 136V138H258V139H260V140L257 139L258 141L264 142V132H263L264 131V129H263L264 126H262V125H264V119H262L263 120L262 121L261 118H260L259 119V123H256L255 119L258 118V117H255V116H258V114H255V113H257L259 111H256V109L249 108ZM107 108H110V110H112V111H110L111 113L112 112L117 113V111H118V113L115 115L114 120H112L113 123L109 122V121H106V119H105L106 117H104L106 114H105V112L103 110H105ZM136 108H137V110H136ZM196 108H198V109H196ZM60 109L63 112L60 111ZM244 109H246L247 111L244 110ZM126 110L129 111L130 113L129 112L127 113ZM124 112H126V113H124ZM203 112H204V114H203ZM13 113H16V114H13ZM100 115H102V119L104 118V120H101V121H104V122L106 121L105 122L106 124H104V122L100 123L101 121L98 120ZM148 115H149V119H148ZM194 115H195V113H191V116H194ZM19 116H20V118H19ZM21 116H22V118H21ZM24 116L25 117L28 116L26 120H24L25 119ZM164 116H168V119L165 120ZM99 119H101V118H99ZM27 120H28V122H27ZM30 120H33V121H30ZM34 120L37 123L35 125L36 126L35 129L33 128V127H35L34 126V123H35ZM146 120L147 121L149 120L148 122H150V123L146 124V122H147ZM30 122H32V123H30ZM97 122H99L100 125H102V127H99L100 125H97ZM119 125L124 127L125 130H123V128H121V127L119 128L118 127ZM147 125L149 127L147 129L150 130L149 132L147 131V129H145V126L147 127ZM164 125H165V127H164ZM254 125L257 126V127H255ZM8 126L11 129V131L9 133L7 131L8 128H9ZM40 126L43 127L44 129L41 128ZM130 126L134 127V129L136 128V130L138 131V132L136 131L137 134L133 131V128L130 127ZM196 126L197 127H201L200 129L203 130L202 133H199L197 131V129H195ZM252 126H254L255 128L254 127L252 128ZM56 127H54V128L57 129ZM66 127L67 128L69 127L71 129L72 128H76V129L81 128L88 135H86L82 140L80 139V141H79V140H77V137L73 136L75 134L74 132L72 133L73 135L66 132ZM97 127H99V128L96 129ZM117 127L120 130H123L124 132L123 131L120 132V130ZM142 127L144 128V132H143V128ZM155 127H156V129H155ZM126 128H127V130H126ZM129 128H131L132 130H129ZM160 128H163V129H160ZM140 129H141V131H140ZM16 130H17V132H15ZM95 130H98V132L101 134V136L98 135L99 138L97 136V134H99V133L97 131L95 133ZM145 130H146V132H148V134L145 132ZM154 131L157 134H155ZM89 132H90V134H89ZM11 133H13V134L11 135ZM17 133H20V135H22V138L24 140H22V141L18 140V138L16 137ZM44 133L47 134V135H45ZM145 133L147 134V136L148 135L149 136L151 135V136L150 137L148 136V138H147ZM151 133L154 134V135H152ZM122 134H123V136L125 135V137L121 136ZM128 134L130 136L127 137ZM44 135H45V138H43ZM143 135H145L146 137H144ZM200 135H202V136H200ZM137 136L139 138H141L140 140L144 144L138 142V140H137L138 137ZM156 136H159V137H156ZM86 138H88V139H86ZM92 138L93 139L95 138V140H93ZM253 138H252V140H253ZM171 139H173V141ZM244 139H246V138H244ZM6 140H8V142H7L6 145H4ZM125 140H127L128 142L125 143ZM131 140H133V141L131 142ZM161 140L166 141V142H163ZM252 140L250 142H252ZM112 141L115 143V145L116 144L118 145L119 143H123L124 146L125 145L127 146L126 150L122 149V148H125L124 146H121L118 151L117 150H113L112 151V149L110 147V145L114 144ZM174 141H175V143H174ZM90 142H92V144H90ZM152 142H153V144H151ZM172 142H173L174 145L172 144ZM250 142H248L247 144H250ZM58 143H60V144H58ZM132 143L135 144L134 146H136L137 149H135V148L132 149L133 148L132 147ZM155 143H158V144H156L157 146L158 145L159 146L162 145V146L161 147L158 146L159 150L157 152H155L154 154L153 153L152 154H143V152H140V150L142 148V145H145V144L155 145ZM168 143H171L170 144L171 146H169ZM184 143H185V145H184ZM40 144H38L39 147H40ZM166 144H167V147L165 148ZM245 145H243V146H245ZM103 146H105V147H103ZM175 146L178 148V150H176ZM174 147H175V149H174ZM55 148L59 149L58 152L55 150ZM108 148H109V150H108ZM162 148L163 149L165 148V149L162 150ZM206 148L209 149V151ZM15 149H16V155L11 154V156H10L9 153L11 151H15ZM101 149H102V151H101ZM168 149L170 150V152H171V149L174 150V151L176 150V151L174 153H173V151H172V153H170L169 151H166ZM53 150H55V151H53ZM92 151L100 152V153H98L99 157L97 156V157L94 158V157L90 156L89 158L88 157L86 158V155L89 152L91 153ZM197 151L198 152L201 151V152L197 153ZM47 152H48L49 155L46 154ZM168 152H169V154H168ZM12 153H14V152H12ZM58 153H60V154L58 155ZM102 153H104V154H102ZM177 153H179V154H177ZM187 153L189 154L190 158L182 163V161L180 160V157H181L182 154H187ZM193 154H195V155H193ZM205 154L207 155L206 157L204 156ZM42 155H44V156H42ZM168 155L171 156L173 159L171 157H169ZM48 156H51V158L49 157L50 159H47ZM80 156H81L82 160L80 159ZM173 156H175V158ZM64 157L66 159H64ZM85 159H87V160H85ZM143 159H145L146 161L143 160ZM262 160H264V157L262 158ZM111 163H112V166H111ZM117 163L118 164L122 163V165L126 164L125 165L126 168L125 167L124 168H119L118 167L119 169L118 168H114V167H117L116 166ZM179 163L180 164L182 163V164L179 165ZM136 167H138L139 169L136 168ZM127 169H128V171L129 170H135V172H136L135 174L138 173L137 171L141 172L142 169L146 170L149 173L152 170L150 174L152 175L153 174L152 172H154V174L152 175V176H154V178L150 179L152 181L148 180L147 183L145 182L146 184L145 183H138L137 180H134L135 179L134 176H132V175L129 176V174L127 172ZM40 170L41 169H37V170H34V171H36L38 173V171L40 172ZM36 172H34V173H36ZM157 173H159V174H157ZM163 173L165 174L164 176H163ZM231 173H230V175H231ZM247 174H244V175H247ZM48 175H50V176H48ZM64 175H65V177H64ZM103 175L105 177H103ZM252 175H253V173H252ZM215 176H217V177L219 176V178L216 177V179H213V178H215ZM15 177H16V179L18 178V181H15ZM130 177H132V178H130ZM220 177L222 178V180H221ZM115 179L119 180L121 182V184L120 185L116 184V180ZM113 180H115V181H113ZM153 180L155 181V183H153L154 182ZM87 183H89V184H87ZM152 183H153V185H152ZM227 183H229L230 185L227 184ZM147 184H149V185H147ZM94 185H96V186H94ZM182 185H186L185 188L182 187ZM144 186L145 187L147 186L146 187L147 190H146V188ZM243 186H245V188H243ZM22 187H23L24 190L23 189L21 190ZM261 187H263L261 189L262 191L260 190ZM193 188H195V189H193ZM114 189H116L117 191L114 190ZM19 191H21V192H19ZM184 191H185V193H184ZM246 193H248L247 194L248 196L250 194L251 195L249 197H244L243 198V196H245L244 194H246ZM25 194H26V196H25ZM241 195H242V197H241ZM28 196L31 197L32 199L29 198ZM182 196L185 198L184 201H181L180 199H178V198H180ZM94 197H96V198H94ZM117 197H119L118 200L120 201L119 211L121 210L122 206H124L122 204L123 201L125 202L124 204H126L128 207H129V205L130 206L132 205V198L125 196L123 193L118 194ZM254 198H256V199L253 201ZM45 200H47V201H45ZM94 200H95V202H92ZM128 201H129L130 204L128 203ZM195 201H196V203H195ZM201 201L205 202L203 204V206L201 205L198 208H195L194 206L197 205ZM160 202H163V204L160 203ZM253 202H255V204ZM251 203H253L254 205L251 204ZM258 204L261 207H263V209ZM255 205H257V206H255ZM185 207H186V209H185ZM192 207H194V209ZM222 208H223V210H222ZM234 208H235V210H234ZM169 209L170 210L176 209L178 211V213H181L178 216L179 218L177 217L178 219L174 218L173 220H170V222H169L170 224L166 223L165 226H163V225L161 226L158 223H156L155 222L156 219L153 218L152 216H160V214H161V216L164 218V216L170 211ZM224 210H225V212L223 213ZM79 211L81 213H83V214L86 213V211H84V210H79ZM16 212H18V213L16 214ZM227 212H229V213L227 214ZM258 212H260V213H258ZM11 215H14V216H11ZM42 215H43V218L41 216V219L45 220L44 221L45 227L46 226L51 227V223L53 221L52 218H51L52 215L50 214V216H49L48 213H45V214H42ZM3 217H4V219H2ZM8 218H10V221H9ZM11 219H12V221H11ZM127 219L128 218H125L124 219L125 221L124 220L122 221L121 228L127 225V223L129 222V221H127ZM130 219H131V217H130ZM252 219H255L254 221L256 223H254V221ZM1 220H3L4 222L3 221L1 222ZM248 220L250 221V223H249ZM50 221H51V223H50ZM146 221H148V222H146ZM259 221H262V222L260 223ZM9 222H10V224H12L11 226L7 224ZM108 222H109V224H108ZM234 222H235V224H233ZM5 223H6V225H5ZM148 224H150L151 226L148 225ZM155 224H157V225H155ZM169 225H171V226H169ZM250 225H252L253 228H251ZM132 226H135V224L132 225ZM108 227H111V230ZM151 228H152L153 231L151 230ZM139 229H141L140 231H142V230L143 231L142 232H140V231L137 232V230H139ZM10 231H11V234H9ZM155 231L160 233L161 234L160 236H162L157 241L152 239V235H153V233ZM173 233H175V234H173ZM191 233L193 234V236L191 235ZM167 234H168V236H167ZM172 234H173L174 237L172 236ZM5 235H7L8 237L5 236ZM115 235H116V238H115ZM131 235H133V236H131ZM20 236H19V238H20ZM108 236H109V239H108ZM196 236H197V238H196ZM9 237H11V238H9ZM136 237H138L140 240L138 238H137L138 239L137 240ZM5 238H6V240H4ZM102 238H103V240H102ZM104 238L106 239V241H108V243L104 242L105 241ZM8 239H9V242H8ZM168 239H169V241H168ZM5 241H6L7 244L5 243ZM30 243L33 244V241H30ZM133 243H134V245H132ZM210 243L212 244L211 246H210ZM2 246L0 245V247H2ZM116 247L118 248V250L119 249L120 250L118 251ZM142 247H144V248H142ZM158 248L160 250H158ZM217 248H220V249L218 250ZM94 252L96 253L97 256L95 255ZM117 252H119V254ZM121 252H122V254H121ZM154 252H155V254H154ZM238 253L242 254V255H239ZM158 254H160V255L158 256ZM98 256H99V258L101 257L103 259L100 258L101 259L100 260L98 258ZM124 256L127 259L124 258ZM8 257H10V258H8V260H9V259H11L12 256H8ZM95 257H96V259H95ZM112 258H114V260ZM223 260H225V262H223ZM231 261H232V263H229ZM258 261L259 262L262 261V263H259ZM10 262L11 261H9L8 263H10ZM17 264H20V263H17Z\"/></svg>",
	"mask_w": 264,
	"mask_h": 264
}]
</instances>
